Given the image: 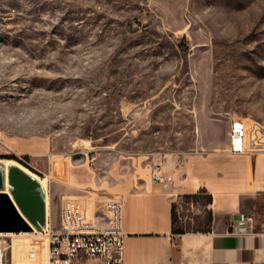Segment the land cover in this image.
<instances>
[{
    "label": "rangeland",
    "instance_id": "374dc122",
    "mask_svg": "<svg viewBox=\"0 0 264 264\" xmlns=\"http://www.w3.org/2000/svg\"><path fill=\"white\" fill-rule=\"evenodd\" d=\"M237 119L264 128V0H0V156L47 178L52 230L65 196L111 194L51 169L160 165ZM205 203L178 205L181 230L206 229ZM43 247L0 235L2 264H45Z\"/></svg>",
    "mask_w": 264,
    "mask_h": 264
},
{
    "label": "crops",
    "instance_id": "0c3cea01",
    "mask_svg": "<svg viewBox=\"0 0 264 264\" xmlns=\"http://www.w3.org/2000/svg\"><path fill=\"white\" fill-rule=\"evenodd\" d=\"M208 137L200 151L160 162L162 175L171 178L167 184L151 181L149 163L108 170L101 178L90 164L64 163V172L51 169L50 185L122 199V264H264V134L260 148L248 143L242 152L234 151L231 135L222 139L211 129ZM201 190L211 197L203 205L210 222L205 230L183 231L178 205ZM247 214L256 217L255 234L231 233L232 223Z\"/></svg>",
    "mask_w": 264,
    "mask_h": 264
},
{
    "label": "built area",
    "instance_id": "2783aa9c",
    "mask_svg": "<svg viewBox=\"0 0 264 264\" xmlns=\"http://www.w3.org/2000/svg\"><path fill=\"white\" fill-rule=\"evenodd\" d=\"M263 134L261 126L253 124L247 127L243 119L233 121L231 138L234 151L242 152L248 143L260 148ZM151 167L153 183L170 182V177L162 175L160 165ZM90 194L64 197L57 230L49 228L47 217L46 228L42 232L46 238V264H122L126 236L122 199L116 195ZM256 221L254 215H243L232 223L230 232L254 235Z\"/></svg>",
    "mask_w": 264,
    "mask_h": 264
},
{
    "label": "water",
    "instance_id": "95a60500",
    "mask_svg": "<svg viewBox=\"0 0 264 264\" xmlns=\"http://www.w3.org/2000/svg\"><path fill=\"white\" fill-rule=\"evenodd\" d=\"M46 222L42 182L16 163L0 161V234L42 233Z\"/></svg>",
    "mask_w": 264,
    "mask_h": 264
},
{
    "label": "trees",
    "instance_id": "16d2710c",
    "mask_svg": "<svg viewBox=\"0 0 264 264\" xmlns=\"http://www.w3.org/2000/svg\"><path fill=\"white\" fill-rule=\"evenodd\" d=\"M1 159H10V160H13L15 159V157H12V156H5V157H1L0 156V160ZM205 194V191L204 190H201L199 191V193L195 194V195H187V196H184V199H193L197 196H200V195H204ZM206 196V203L207 204H210L211 202V197L209 195H205ZM174 221V220H173ZM210 222V217L208 216V223Z\"/></svg>",
    "mask_w": 264,
    "mask_h": 264
},
{
    "label": "bare ground",
    "instance_id": "6f19581e",
    "mask_svg": "<svg viewBox=\"0 0 264 264\" xmlns=\"http://www.w3.org/2000/svg\"><path fill=\"white\" fill-rule=\"evenodd\" d=\"M10 163H13V161H11ZM5 165H7V164H5ZM45 180H47V178H45V179L42 180V184L44 185V188H45V191H46V182H45ZM46 193H47V191H46ZM33 233H37V232H32V233H19V234H22L23 235V234H33ZM38 234L41 235L42 233H38ZM0 235H12V234H0Z\"/></svg>",
    "mask_w": 264,
    "mask_h": 264
}]
</instances>
